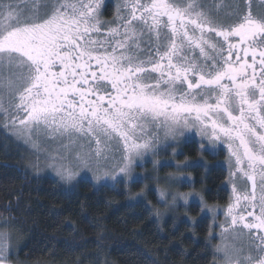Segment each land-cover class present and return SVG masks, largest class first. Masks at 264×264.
<instances>
[{
	"label": "snow or ice",
	"instance_id": "snow-or-ice-1",
	"mask_svg": "<svg viewBox=\"0 0 264 264\" xmlns=\"http://www.w3.org/2000/svg\"><path fill=\"white\" fill-rule=\"evenodd\" d=\"M242 2L122 0L104 21L106 0H0V126L37 151L41 136L60 142L48 166L66 182H142L137 159L189 133L226 145L215 252L264 264V0L259 15ZM10 240L0 227V264Z\"/></svg>",
	"mask_w": 264,
	"mask_h": 264
},
{
	"label": "trees",
	"instance_id": "trees-1",
	"mask_svg": "<svg viewBox=\"0 0 264 264\" xmlns=\"http://www.w3.org/2000/svg\"><path fill=\"white\" fill-rule=\"evenodd\" d=\"M184 152L197 158L196 143H186ZM204 159L213 161L208 154ZM189 171L207 203L227 204L226 169L197 166ZM104 185L83 180L68 190L50 177H34L0 134V222L13 226L24 262L213 264L208 218L194 226L171 218L159 224L145 204L128 202L121 184ZM190 213L199 216V206L192 205Z\"/></svg>",
	"mask_w": 264,
	"mask_h": 264
},
{
	"label": "rangeland",
	"instance_id": "rangeland-1",
	"mask_svg": "<svg viewBox=\"0 0 264 264\" xmlns=\"http://www.w3.org/2000/svg\"><path fill=\"white\" fill-rule=\"evenodd\" d=\"M0 134L4 138V141H6L9 145L12 156L15 157L18 163H20L24 169L34 177H50L59 182L65 189L68 190L75 188L76 185L83 180L89 181L95 186L102 184L113 186L117 184L116 182L110 180L102 181L100 184H97L91 179V173H88L87 175L81 173V175L72 182L63 181L59 176L56 175V172L53 170V168L48 166V155L50 153L55 154L59 152L60 154H64V149L60 147V142L46 140L43 138V136H41L39 141L40 150L37 151L2 126H0ZM189 134L191 135L192 133ZM188 136L189 135L186 134L185 136L178 137L176 140H162L155 153L149 152L143 157V159H137L136 164L132 169L133 176L144 177L145 179L139 183H134L133 181L128 180L121 184V186L127 195L128 202H139L145 204L150 209L153 217L159 224H161L162 221L171 218L174 221H186L191 226H194L199 219L205 217L208 218L210 221L211 236L209 239H217L214 243L210 242L214 246L213 251L215 254V259L213 264H221V254L216 253L215 249L221 244L220 225L225 221L224 210L227 205L219 206L207 203L204 197L203 189H201V187H196L195 177L189 171L190 169L197 166L209 168L208 165L210 162L203 158H185L183 160L179 157L178 154L182 153V144L186 142V140L189 138ZM199 141L203 147L209 151H212V153L218 152L220 149L218 144L212 146L207 140L199 139ZM201 144L200 146L203 148ZM156 161L159 163H155ZM186 162L190 166L185 167ZM37 164L38 167L36 166ZM216 165H221L226 169V186L231 192L228 160L218 161L216 162ZM161 190L167 194L164 199L160 198L159 192ZM138 194H142V196ZM179 195H188V202L185 203L183 199L179 198ZM173 196H177L175 203L172 202ZM192 205L199 206V216H194L190 213V208ZM205 205L208 208L217 209V211H202L201 209L204 208ZM157 213H159V215H157ZM0 227L10 233V264H45L24 262L18 255L21 242L11 223L8 221H1ZM232 242L233 241L231 240V237H229L228 243Z\"/></svg>",
	"mask_w": 264,
	"mask_h": 264
},
{
	"label": "flooded vegetation",
	"instance_id": "flooded-vegetation-1",
	"mask_svg": "<svg viewBox=\"0 0 264 264\" xmlns=\"http://www.w3.org/2000/svg\"><path fill=\"white\" fill-rule=\"evenodd\" d=\"M122 0H106V6L103 7L102 9V13H101V19L104 20V21H111L113 20V18L116 16V12H117V8L118 6L121 4ZM202 2L208 7V8H211L213 3H214V0H202ZM244 4L241 0V8H243ZM251 10L253 12L254 15H259L261 13V8H260V0H251ZM219 18L223 19L224 18V11H221L220 14H219ZM189 138L186 140V142H184L182 144V153H179V157L182 158L183 160L185 158H187V155L186 153L184 152V145L186 143H189V142H194L196 143V147H197V150H198V155H197V158H205V155H209L213 161L208 165L209 168L210 167H222L221 165H216V162L218 161H226L228 160V151H227V147L226 145H222V144H218L220 146V149L218 150V152H214L212 153V151H209L207 150L205 147L201 148L200 144L201 142L199 141V139H202L199 135H196L195 133H192L191 135L188 134ZM197 139V140H195ZM200 143V144H199ZM202 145V144H201ZM212 150V148H211ZM215 151V149H214ZM221 157H223L221 159ZM197 158H194V159H197ZM223 168V167H222ZM225 169V168H224ZM237 184L239 187H243V183L241 181H237ZM230 197H231V192H230ZM230 202V199L229 201L227 202V204L223 205V206H226L228 205ZM209 238H211L210 236V232H209ZM217 239H212L210 240L209 239V242L211 243H214ZM244 242L246 243V238L244 240Z\"/></svg>",
	"mask_w": 264,
	"mask_h": 264
}]
</instances>
